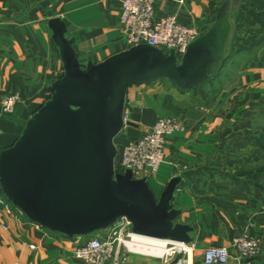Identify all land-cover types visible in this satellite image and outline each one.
Here are the masks:
<instances>
[{"label":"crops","instance_id":"0c3cea01","mask_svg":"<svg viewBox=\"0 0 264 264\" xmlns=\"http://www.w3.org/2000/svg\"><path fill=\"white\" fill-rule=\"evenodd\" d=\"M121 6V0H0V153L23 132L16 119L31 118L51 98L47 88L65 73L50 20L65 22L85 67L129 49ZM231 10V53L240 49L243 59L238 71L226 70L237 61L232 54L219 75L198 88L166 79L131 85L126 109L137 126L125 127L115 140L119 157L158 118L179 120L181 128L167 135L163 162L147 181L158 198L180 177L172 204L181 210L177 222L193 227L195 244L185 264H207V249L230 246L241 235L260 243L259 255L241 258L230 248L226 264H264V0H157L155 15H175L202 35ZM13 93L21 100L12 113H3L1 101ZM88 237L38 228L13 204L9 211L0 203V264H89L73 256ZM123 264L168 263L133 254Z\"/></svg>","mask_w":264,"mask_h":264},{"label":"water","instance_id":"95a60500","mask_svg":"<svg viewBox=\"0 0 264 264\" xmlns=\"http://www.w3.org/2000/svg\"><path fill=\"white\" fill-rule=\"evenodd\" d=\"M49 25L65 73L31 118L16 119L24 129L0 153L2 193L30 220L69 237L92 235L125 217L134 233L190 243L193 227L177 222L181 210L172 204L180 177L157 198L147 177L116 170L115 140L126 126H137L124 121L131 85L166 79L192 89L219 75L231 55L235 12L191 42L180 60L173 50L140 44L85 67L65 22L54 17Z\"/></svg>","mask_w":264,"mask_h":264},{"label":"built area","instance_id":"2783aa9c","mask_svg":"<svg viewBox=\"0 0 264 264\" xmlns=\"http://www.w3.org/2000/svg\"><path fill=\"white\" fill-rule=\"evenodd\" d=\"M157 0H121L120 21L123 26L124 39L129 48L149 44L165 53L173 50L180 60L188 46L200 31L192 25H185L175 15L156 17ZM21 100L19 93L6 96L1 101V111L6 114L13 112L15 105ZM131 120L126 109L124 121ZM127 127V126H126ZM181 128L179 120L172 117L158 118L151 130L137 139L128 141L122 150L118 172L131 169L134 178L147 177L156 173L164 158V145L167 135ZM0 203L12 211V203L0 193ZM34 222V221H33ZM38 228H43L34 222ZM131 242L133 251L127 245ZM165 242V243H164ZM122 246L130 252L156 256L168 264H185L195 248L193 242L184 243L170 239L152 238L132 231L130 221L119 218L114 224L104 229V233L89 235L88 239L73 251V256L89 264H121ZM31 245V248H35ZM230 248L241 258H254L259 255L260 243L247 236L234 238L230 246L211 247L204 253L207 264H226L230 260Z\"/></svg>","mask_w":264,"mask_h":264},{"label":"rangeland","instance_id":"374dc122","mask_svg":"<svg viewBox=\"0 0 264 264\" xmlns=\"http://www.w3.org/2000/svg\"><path fill=\"white\" fill-rule=\"evenodd\" d=\"M235 53L233 55H238L239 54V51H237V48H235ZM237 61H234V63L230 62V65L226 68V70L232 72V73H235L238 71V69L241 67L242 65V62H243V59H241V56L238 55L236 57ZM209 84V83H207ZM118 160L120 161L121 160V155L118 157ZM122 256L120 257L121 258V264H123L129 255H133V254H136V255H141V256H148V255H145V254H141V253H134V252H130L128 251L126 248H124V246H122ZM152 257H156V256H152Z\"/></svg>","mask_w":264,"mask_h":264},{"label":"trees","instance_id":"16d2710c","mask_svg":"<svg viewBox=\"0 0 264 264\" xmlns=\"http://www.w3.org/2000/svg\"><path fill=\"white\" fill-rule=\"evenodd\" d=\"M235 48L233 47V52L231 53V55H230V57L232 56V54H234L235 53V50H234ZM237 51H240V49H237ZM230 57L228 58V60L230 59ZM228 60H226V62H225V64L227 63V61ZM118 159V158H117ZM0 193H2V191H1V188H0Z\"/></svg>","mask_w":264,"mask_h":264},{"label":"bare ground","instance_id":"6f19581e","mask_svg":"<svg viewBox=\"0 0 264 264\" xmlns=\"http://www.w3.org/2000/svg\"><path fill=\"white\" fill-rule=\"evenodd\" d=\"M153 238V237H152ZM165 243V242H164ZM127 245L129 246V248H131V251H133V245H131V242H127Z\"/></svg>","mask_w":264,"mask_h":264}]
</instances>
